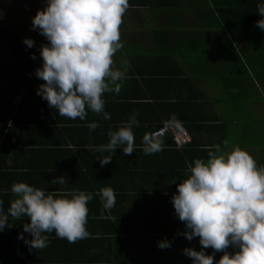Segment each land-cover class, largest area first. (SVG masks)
I'll use <instances>...</instances> for the list:
<instances>
[{
    "label": "crops",
    "instance_id": "obj_1",
    "mask_svg": "<svg viewBox=\"0 0 264 264\" xmlns=\"http://www.w3.org/2000/svg\"><path fill=\"white\" fill-rule=\"evenodd\" d=\"M142 1L125 10L119 26L124 46L113 55L112 67L125 71L126 78L119 94L102 96L111 118L105 120L103 113L87 108L84 120L59 116L37 94L44 83L38 78L34 99L20 105L22 117L13 126L22 156H8V175L0 182L5 213L16 198L12 185L18 182L52 192L54 198L76 190L92 193L85 225L88 237L69 243L53 231L45 233L47 247L29 249L18 239L21 233L31 239L22 227L28 217L9 216L11 226L0 231V264H192L182 250L199 251L202 246L199 237L188 241L181 234L184 223L174 216L171 196L186 177L187 164L208 156L188 150L158 157L161 150L153 157L143 151V135L169 124L173 115L194 130L180 127L189 133L187 144L195 139L207 154L213 145L223 152L239 146L258 167L264 166V30H218L208 0ZM224 32L231 44L224 41ZM38 36L44 43L46 38ZM38 56L36 69L42 64ZM173 98L181 100L179 108ZM18 99H11V106L17 107ZM134 113L139 121L132 129L134 152L124 155L122 147L99 151L109 142L107 133L124 126ZM92 122L98 127L89 131ZM105 156L112 160L102 167L97 158ZM61 176L65 184L52 182ZM104 187L115 193L110 210L103 208L99 195ZM161 239L171 241V247L159 248ZM225 251L238 249L230 245ZM205 253L213 255L214 264L223 255L211 247Z\"/></svg>",
    "mask_w": 264,
    "mask_h": 264
},
{
    "label": "clouds",
    "instance_id": "obj_2",
    "mask_svg": "<svg viewBox=\"0 0 264 264\" xmlns=\"http://www.w3.org/2000/svg\"><path fill=\"white\" fill-rule=\"evenodd\" d=\"M128 7L129 0H46L43 10L38 9L32 17L31 28L48 42L40 45L42 64L35 75L44 83L36 92L59 116L84 120L87 108L103 113L105 120L111 118L104 111L102 96L105 92L119 94L120 82L126 78L125 71L112 67V57L124 46L119 26ZM256 11L262 17L256 23L264 30V0L257 3ZM23 43L32 48L35 42L25 37ZM30 55L36 59L35 54ZM136 115H131L124 126L110 130L109 142L99 151L115 152L122 147L124 155L133 153L132 129L139 127ZM174 123H179L175 115L169 125ZM87 127L92 131L98 124L92 122ZM161 137L156 132L143 135L146 155L162 150ZM212 149L206 160L186 162L187 175L171 196L174 216L184 223L181 234L188 241L199 237L202 246L199 251L191 247L182 251L192 259V264H214L213 255L205 253L208 247L223 251L215 264H264V166L258 167L254 158L239 146L230 152H223L220 145H213ZM97 159L102 167L112 160L110 156ZM52 182L65 184V179L61 176ZM11 191L16 198L10 202L7 213L0 200V231L11 226L9 216H27L28 222L22 223V227L31 239L23 233L18 239L29 249L47 247L45 233L53 231L69 243L88 237L87 203L93 199L92 193L76 190L67 197L54 198L52 192L24 182L14 183ZM99 195L105 210L114 207L115 193L111 187L101 188ZM230 245L238 251H225ZM157 246L171 247V241L161 239Z\"/></svg>",
    "mask_w": 264,
    "mask_h": 264
},
{
    "label": "trees",
    "instance_id": "obj_3",
    "mask_svg": "<svg viewBox=\"0 0 264 264\" xmlns=\"http://www.w3.org/2000/svg\"><path fill=\"white\" fill-rule=\"evenodd\" d=\"M208 1H209L208 4L211 6L210 13L212 18L215 19L216 25L220 24L219 27H216L218 30L221 31L225 29L230 32H234V31L248 32L249 30L252 29L254 30L259 29L256 22L260 20L262 17L256 11V5L257 3L260 2V0H208ZM143 3L144 1L142 0H129V7L130 6L131 8L138 7ZM208 34L209 32L207 31V36ZM202 36L204 37L206 36V34H202ZM223 37L226 38L224 41L229 42L230 44L232 43L229 38V35L226 32H224ZM28 38H31L35 42L32 48H28L26 45H21V42L16 32L8 28L4 24L3 20L0 19V40L3 41L8 46L10 50V54L14 60V69L11 72L9 79L7 80L4 86L0 87V120L5 121V124L2 128L0 135V182L2 176L4 177L5 175H8L4 173L10 167V165L5 164L8 156L11 155L13 158H16L17 156H22L18 152L19 145H18V141L15 140L16 133L13 126L19 120V117H22V115L20 114V107L21 106L23 107L24 102L31 101L34 99V97L32 96L33 85H35L39 81V79L35 75V69H36L35 64L37 63V59L39 57L38 55H39L40 45L48 43L47 40H45V42L43 43L42 40L39 38L38 34L34 30L30 32ZM218 39H222V38H220L219 36ZM30 54H35L36 59H32ZM15 96L19 97L18 99L19 103L17 104V107L9 105L10 100L13 99ZM231 96L232 95H229V97ZM173 101H174L173 105L178 108L182 104L180 99L173 98ZM181 113L183 116L186 114L185 112L182 111ZM195 121L199 122L196 119ZM188 124L189 123H184L183 121V124L176 123L175 125L178 128L182 126L185 127L187 126V129L189 131L194 132V130ZM161 125H158L155 128ZM161 138L163 139V148H162L163 151L160 153L158 157H160L162 154L166 155V151L170 152L168 154H173V153L183 154L186 153V151L188 150L196 151L195 153L196 155L199 153L200 154L204 153L203 158L207 157V153L199 149L201 147H199L195 143V139H193V141H191L189 144L178 149L174 147L171 134L169 132H167ZM209 150H213V149H209ZM4 236L7 237L6 234ZM0 240H1V235H0Z\"/></svg>",
    "mask_w": 264,
    "mask_h": 264
},
{
    "label": "rangeland",
    "instance_id": "obj_4",
    "mask_svg": "<svg viewBox=\"0 0 264 264\" xmlns=\"http://www.w3.org/2000/svg\"><path fill=\"white\" fill-rule=\"evenodd\" d=\"M46 0H0V19L4 24L14 30L19 37L21 45L25 37H29L32 17L37 10H43ZM37 34L38 31L34 30ZM40 35V34H39ZM14 69V60L8 46L0 40V87L4 86ZM12 104L10 100L9 105ZM7 111V110H5ZM5 121L0 120V135Z\"/></svg>",
    "mask_w": 264,
    "mask_h": 264
},
{
    "label": "built area",
    "instance_id": "obj_5",
    "mask_svg": "<svg viewBox=\"0 0 264 264\" xmlns=\"http://www.w3.org/2000/svg\"><path fill=\"white\" fill-rule=\"evenodd\" d=\"M153 132L158 133L159 136H164L167 132H169L172 136V141L177 147H180L190 141L188 131L185 128L177 129L173 124H165Z\"/></svg>",
    "mask_w": 264,
    "mask_h": 264
}]
</instances>
